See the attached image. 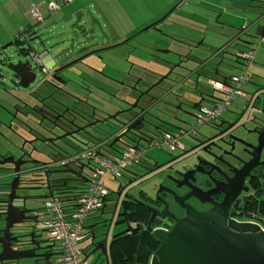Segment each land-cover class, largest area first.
Masks as SVG:
<instances>
[{
	"label": "flooded vegetation",
	"instance_id": "flooded-vegetation-1",
	"mask_svg": "<svg viewBox=\"0 0 264 264\" xmlns=\"http://www.w3.org/2000/svg\"><path fill=\"white\" fill-rule=\"evenodd\" d=\"M237 4L241 8L236 19L241 22L251 8L264 12V0ZM118 5V10L112 8L114 14L129 12L124 4ZM173 8L165 9L114 42L108 36L110 42H104L108 50L99 52L101 60L83 56L87 52L83 51L72 53L54 66L48 90L38 94L32 103L39 112V106H49L45 111L47 119L42 120L43 129L37 124V113L26 118L0 104L8 111L0 115V264H62L59 244L45 240L44 229L37 228L43 195L65 193L66 186L78 182V177L67 170L75 168L68 165L66 157L86 143L90 146L94 138L107 137L101 150L119 154L124 146L136 142V134L149 140L166 134L181 136L179 146L164 151L162 158L147 156L148 159L145 155L134 173L127 170L136 165L126 168L115 179L116 188H107L85 238L90 243L84 256L93 258L95 264H106L101 248H97L105 244L107 262L112 264L110 246L114 236L108 237V232L123 215L130 234L152 233L157 227L168 231L176 218L185 216L186 208L205 212L228 201L227 219L258 223L262 218L264 79L258 82L256 92L253 87L251 93L247 92L242 85L229 99L212 89V81L217 80L214 77L236 75L235 71H227L238 66L240 72L247 70L244 84L253 80L249 66L254 55L249 63L243 57L250 49L255 54L251 46L254 36H248L252 33L250 21L246 19L244 27L226 31L224 44L207 49V26H201L198 37L194 33L172 34V25L182 23L180 16L190 11L185 8L175 14L177 8ZM101 10L103 14L112 12ZM215 14L228 23L221 19V11ZM100 23L108 35L111 24L107 18L106 24L102 19ZM129 46V50H123ZM229 50L233 54H228ZM224 59L230 63L221 66ZM263 69L261 64L262 78ZM252 93L256 98L250 97ZM202 105L209 118L200 116ZM225 111L229 114L222 113ZM189 118L193 120L187 123L188 127L177 125ZM22 123L37 128V133L17 137L14 132L22 128ZM59 160L63 163H57ZM136 183L141 189L134 193L132 187ZM134 197L136 202L132 201Z\"/></svg>",
	"mask_w": 264,
	"mask_h": 264
},
{
	"label": "water",
	"instance_id": "water-1",
	"mask_svg": "<svg viewBox=\"0 0 264 264\" xmlns=\"http://www.w3.org/2000/svg\"><path fill=\"white\" fill-rule=\"evenodd\" d=\"M94 11H99L102 14L101 10L96 4V1L88 0L83 4V6L79 8V12L75 13V20L70 24V28H72V31H74L76 34L75 38L73 37L71 39L68 47L69 49H72L77 47L79 43L85 44L79 47L78 50L73 54L76 55L83 51H87L83 56H94L101 60L103 57L99 54V52L108 50L107 48L109 46H105V43L101 42L99 37L101 36L105 40H107L109 37L105 31H103L104 29H102L100 25V19L102 18L100 16L98 17ZM70 19L71 16L68 19L63 20V22H68ZM67 32L63 31L62 33L63 35H66L68 34ZM78 36L81 37V40L76 42V40L79 39ZM119 38L120 37L118 36L117 39ZM37 39H40V37L37 36ZM40 41L42 42V40ZM214 47V42H210L207 46V49ZM257 47L258 46H255V50ZM140 49L143 50L142 48ZM1 53L6 64L3 65L0 63V76L3 74V72L6 73L8 75V81L6 83V81L3 80V83H0V88H2V90L0 89L1 92L6 94L5 102L2 101L0 104L4 107H8L10 110L14 109L16 112L26 118H31L33 114L37 113L40 116V120L37 124L39 128L43 129L45 125L42 124V120L47 119L45 111L49 106H39V108L42 110L39 112L33 107L36 104L32 105V103L37 101L38 94L42 95L48 90L47 83H50V78H54V76H48L47 71H42L44 75L40 78H37L38 74L36 71L39 70V67L42 70L40 64L37 65L36 62L31 63V61L28 59L13 63L6 55V51L2 49ZM28 54L30 57L32 56L31 53ZM175 54L180 55L177 52ZM192 62L196 61L193 60ZM67 66H69V64ZM92 68L93 66L90 67V69ZM107 78L114 80L112 76H108ZM220 78L224 80L227 79L226 76H220ZM251 83L255 87L259 86L258 83H253L252 80ZM12 87L16 92L10 91ZM256 91L257 89L255 88V92ZM65 94L69 95L68 93ZM253 95L254 93H252L250 97H254ZM254 98H256V96ZM4 107L0 106V115L8 113L7 109ZM127 123L125 125H127ZM37 131V128L32 127L27 123H22V128L15 131L14 134L17 137H22L24 134L33 135L37 133ZM136 136L137 140L134 145L139 143L141 139L149 141L148 137H145L143 134H136ZM84 166V164L79 165L78 170L71 168L67 170L71 174L76 175L78 178H82ZM137 166L140 167V163ZM135 170L136 167L127 171L134 173ZM83 180L84 182L87 181V179ZM70 186L71 187L66 186V192L59 193V195L65 196L73 193L76 188L73 187V184ZM51 194L52 192L48 196L50 197ZM46 196L47 195H43L44 198L48 197ZM104 199L105 196L102 198V201ZM132 201L136 202L137 198L134 197ZM229 202L230 201H228L226 204L221 202L218 204V206H215L205 212H198L191 208H186L185 216L182 218H176L174 224L168 231H165L159 227L152 229L151 232L158 240V246L152 252L148 263L264 264V230L255 222H242L235 219H227L228 215L226 209ZM88 227H92V225H88ZM149 229L151 228L149 227ZM42 232L45 240H53L48 235V231L46 229L42 230ZM94 237L95 236L92 233L91 238L93 239ZM97 248H101V254L104 256L106 264H108V251L106 244ZM95 250L92 251V253H94ZM12 257L16 258V256H3V258Z\"/></svg>",
	"mask_w": 264,
	"mask_h": 264
},
{
	"label": "crops",
	"instance_id": "crops-1",
	"mask_svg": "<svg viewBox=\"0 0 264 264\" xmlns=\"http://www.w3.org/2000/svg\"><path fill=\"white\" fill-rule=\"evenodd\" d=\"M52 1L55 0H0V52L2 49L6 51L5 46L10 45L12 42H15L16 35L21 30L25 28H29L30 26L31 28L35 29V31L33 30L32 36L29 38V42L31 40H35L34 42H38L36 40L37 36L39 37L38 29L41 26L50 25L52 23H55V35L59 36V38L61 39L58 47H59V52L63 54L64 57L63 55H60L57 59V57H55L56 55L51 56L50 55L51 52H48L47 49H45L46 50L44 52L45 58L43 59V61L40 60L39 62L38 60L39 58L34 60L37 63V65L40 64V66L42 67L41 71L52 70L54 66H57V64L64 61L72 53H75L79 47L85 45L79 43L77 47L69 49V47H67L65 44L66 43L70 44L71 39L73 37L75 38L76 33L72 31L73 29L70 28V24L75 20V13L79 12V8L83 6V4L86 3L88 0H72L71 2H69L67 6H65L67 4L66 3L63 6H61L59 9H57L55 12H49L48 4ZM109 1L110 0H100L99 4L101 5L102 9H104L105 11L108 7H111V10L113 8L110 4L108 5ZM145 1L149 6L150 4L153 6L154 9L152 10V12L150 13L148 12L147 14H140L137 11H141V10H137L136 11L137 14H134L133 10L134 8H136V5L134 4V2L131 1L129 2L130 9L127 7L126 3H124L126 9L129 10L127 16H125L124 19L126 23H121L120 21H118V19H115V21L112 22L110 21V19L107 18L108 23L111 24V30L107 36H109L113 42L118 40L117 39L118 36L123 37L124 35L132 32L137 26L156 18L162 11L167 9L177 0H145ZM198 1L199 3H195L193 4L194 6L188 8V10H190L189 12H187L188 15L180 16L183 18L181 20L183 21L182 23H175L172 25L173 35L176 34L175 36H180L187 33H194L196 37H198L199 35L198 30L201 28V26L204 27L207 26L208 33L206 35V38L208 39V37H211L213 34H215V36L209 41L210 42L214 41L216 46L224 44L223 42L224 37L226 36V33L228 34V32L226 31L233 30L235 28L228 25L227 23H223L222 20H220V18H217L218 15L215 16L216 15L215 13L221 11V14L223 15L221 19H224L223 21H225V17H228L230 19L227 22L234 23L235 25L241 27H244V24L246 23V19L249 16H251V19H249L250 22H248L249 23L248 27H250V31H252V33L251 32L248 33V36H254L252 37L253 41L256 42V45L258 47L260 46L261 42L264 41V24L263 26L261 24V22L263 21L264 12H260L255 8L254 9L246 8L247 10L249 9L247 12V14L249 15L245 17V21L241 22L239 21V19H236V16L239 15V11L241 8L240 5L237 4V1L232 7L233 9L227 7H221L219 0H198ZM118 4L119 1L117 0V7L116 9L115 8L113 9L118 10L120 6ZM33 7L39 9L42 12L43 19L41 21H39V19H36L35 17L32 16L30 10H32ZM175 14H177V12ZM70 16L71 19L68 22H63V20L68 19ZM215 17L217 18V21H215ZM219 21H221L222 23H220ZM254 26H256V29L251 30V27ZM63 31L64 32L69 31V32H67L68 34L63 35L62 33ZM111 32L113 35L111 34ZM240 32L243 33V31ZM211 33L212 35L210 36ZM78 37L79 39H77L76 42L81 40L80 39L81 37L80 36ZM107 41L110 42V40L108 39ZM173 47H175V45H173ZM26 52H29L32 54V56H34L36 54L41 55L43 51L36 53L33 49L29 47V49ZM36 72L38 73V70ZM0 89L2 90V88ZM1 90H0V96H1ZM78 166H73V167L78 170ZM80 180L84 181L81 177ZM87 225L90 224L87 223ZM262 228L264 229V226H262Z\"/></svg>",
	"mask_w": 264,
	"mask_h": 264
},
{
	"label": "built area",
	"instance_id": "built-area-1",
	"mask_svg": "<svg viewBox=\"0 0 264 264\" xmlns=\"http://www.w3.org/2000/svg\"><path fill=\"white\" fill-rule=\"evenodd\" d=\"M63 1L69 3L72 0ZM59 8L60 6L55 1L48 4L49 12H55ZM30 12L36 19H43L37 8L33 7ZM18 36L22 38L21 34ZM253 55L254 50H248L243 54L244 61L251 62ZM247 76L245 69L240 74L230 76L225 80L219 78L212 81V89L224 94L226 99H229L239 92V88L245 83ZM223 103L226 104V101ZM198 112L200 116L209 118L208 110L203 105L199 107ZM180 137L179 133L166 134L154 137L149 141V144L152 147L166 146L169 150H173L179 146ZM102 144L99 141L97 144L87 146L88 148L76 150L71 156L66 157L68 165L78 166L86 162L93 167L91 176L82 171V179H87V181L82 187H78L77 193L65 196L55 193L45 199L43 203L44 211L49 214V217L39 220L37 228L46 229L48 235L59 244L62 252L60 257L62 264H92L85 258V250L78 247V244L89 235L88 218L93 213H98L102 206V198L107 191L103 176L110 173L114 178L119 177L116 175H121L125 167L139 163L147 150V147L136 144L134 147L125 146L121 153L113 154L109 150H101ZM58 163H63V161L59 160Z\"/></svg>",
	"mask_w": 264,
	"mask_h": 264
},
{
	"label": "rangeland",
	"instance_id": "rangeland-1",
	"mask_svg": "<svg viewBox=\"0 0 264 264\" xmlns=\"http://www.w3.org/2000/svg\"><path fill=\"white\" fill-rule=\"evenodd\" d=\"M120 3L124 4L126 3L127 7L130 9V3L129 2H134V4L136 5V8H134L133 10V13L134 14H137V10H141L139 13L140 14H147L148 12H152V10L154 9L153 6L150 4V6L147 4V2L145 0H118ZM182 1V0H181ZM180 0H177L175 1L171 6H169L167 9H171V8H177V13H181V10L185 9V8H189L191 6H194L193 4L195 3H199L198 0H184L181 2ZM186 1V2H185ZM236 1H245L247 2L248 0H219V3L221 4V7H227V8H232L234 6V4L236 3ZM55 2L57 3L58 6H63L64 4V1L63 0H55ZM97 2L100 3V0H97ZM113 8L116 9L117 7V0H110L108 2ZM69 3H67L65 6H67ZM64 6V7H65ZM173 8V9H174ZM111 9V8H110ZM38 11L42 14V12L38 9ZM95 14H97L98 16H100L102 18V21L106 24V18L110 19V21H115V19H118V21L121 22V19H120V16L117 15V14H114L113 12L111 11H108V12H104V14H101L100 12L98 11H94ZM249 14H246V16H248ZM33 16V15H32ZM223 15H221L220 17H222ZM174 16L172 17V20H173ZM230 18L228 17H225V20L226 21H229ZM251 19V16H249L247 18V20ZM41 21V20H39ZM221 22V21H219ZM228 25L232 26L233 28H238L237 25H235L234 23H231V22H228L227 23ZM106 28L109 29V27H107V25H105ZM256 29V26L254 27H251V30H254ZM110 30V29H109ZM210 30V28H209ZM38 32H39V37L40 39H36L38 42H34L35 40H32V42L30 41L29 42V45H30V48L33 49L36 53L37 52H40L41 50L44 49V51H46L45 49H47L48 52H51V56H54L56 55L55 57H58L60 55H63L59 52V42H60V38L59 36H56L55 35V23H52L50 25H45V26H41L39 29H38ZM212 35V33L210 34V36ZM215 36V34H213L211 37H208V40H211L213 37ZM65 38V37H64ZM100 40L102 42H106L107 40H105L103 37H99ZM40 40H42V42H40ZM214 42V41H212ZM15 42H12L10 45H6L5 46V49H6V55L8 56V58H10V60L13 62V63H16L17 61H24V59H28L29 61H31V63H34L35 61L33 59H31V57L29 56V52H26L25 48L28 47V44L27 43H18L17 45L14 44ZM215 44V42H214ZM67 47L69 46L68 43L65 44ZM64 45V46H65ZM173 45V44H172ZM182 47L181 45H177V47ZM251 46H253V48H255L256 46V42L253 41V43L251 44ZM215 47H216V44H215ZM56 50V51H55ZM21 52V53H19ZM228 54H233V52L231 50L228 51ZM208 56V55H207ZM206 56V57H207ZM42 57V58H41ZM64 57V55H63ZM45 58V55L44 54H41L39 56V62L40 60L43 61V59ZM58 61V60H56ZM0 63L5 65V59L2 58V56L0 57ZM194 63V62H192ZM230 63L229 60H223L222 63H221V66L222 65H228ZM264 63V41L261 42L260 46L256 48L255 50V54H254V58H253V62L250 64L249 66V71H250V74H252V78H253V83H258L260 80H263L262 76H261V70H260V66L261 64ZM195 64V63H194ZM207 67V66H205ZM241 66H238V68H233L231 69L230 71H227V72H231V71H235V73H238L240 74L241 72L239 71V68ZM206 69V68H204ZM47 72H51V70H45ZM264 71V69H263ZM37 78H40L41 76L44 75V73L41 71L40 67H39V70H38V73H37ZM219 76H216L214 77V79H218ZM209 85V84H207ZM243 89L247 92H252L250 91V89L253 87L255 88V86L249 82V83H246V84H243ZM6 100V94L4 92H1V96H0V103L2 101L5 102ZM233 108V107H231ZM223 114H229V112L225 111V112H222ZM193 119L192 118H189L187 120H184V121H181V122H178L177 125L178 126H181V127H188V124L189 122H191ZM99 140L101 141V143H105L108 141V138L107 137H104V138H99ZM182 141L185 142V137L182 138ZM92 143V142H91ZM140 145H143L144 147H147V150H146V153L142 156L145 157L146 155V158H148L147 156H150L151 158L153 157H156V158H162L164 155H165V152L164 151H171L169 150L168 147L166 146H161V147H152L150 146L149 144V141H145V140H142L139 142ZM133 144H129L127 145L128 147H134ZM84 148H88L87 147V143L83 145ZM101 147H103V144L101 145ZM72 150L68 151V152H71ZM141 158V159H142ZM149 159V158H148ZM58 163V162H57ZM62 164V163H60ZM83 164L85 165L84 167V170L83 172L89 176H91L93 174V167L91 165H89L88 163L86 162H83ZM70 167H73V165H69ZM134 165H131L129 166L128 168H131L133 167ZM134 167H137L134 166ZM109 172V170H108ZM116 176H119L121 177V175H116ZM115 179H118V177L116 178H113V176L110 174V173H106L104 176H103V181L105 183V187L108 188V189H115L116 188V184H117V180ZM148 183H150L151 185L153 184V182L151 180H148L147 181ZM141 189L139 183H136L133 185L132 187V191L134 193H137L138 190ZM97 214V212L93 213L92 216H90L88 219V222L87 223H90V221L94 220L95 218V215ZM49 217V214L46 213L44 210L42 212V214L40 215L39 219L40 220H45ZM259 222L261 223L262 226H264V214L262 215V218L259 220ZM128 228V223L125 221V219L123 218H120L118 220H116L110 231L108 232V237H113L115 234H120L119 232H121L122 230L124 229H127ZM99 230V229H98ZM97 235L100 233L99 231H97ZM89 243L90 241L88 239L86 240H83L82 242H80L78 244V247H80L81 249H84L85 251L88 250V246H89ZM88 260L90 262H92L93 264L94 263V259L93 258H88ZM149 262V261H148ZM96 264H101L99 261L96 263Z\"/></svg>",
	"mask_w": 264,
	"mask_h": 264
},
{
	"label": "trees",
	"instance_id": "trees-1",
	"mask_svg": "<svg viewBox=\"0 0 264 264\" xmlns=\"http://www.w3.org/2000/svg\"><path fill=\"white\" fill-rule=\"evenodd\" d=\"M95 1H96L97 6L101 10L102 9L101 5L99 4V2H97V0H95ZM108 5H109V3H108ZM110 8L111 7H108L106 10H108ZM101 12L103 14L102 10H101ZM137 12L139 13L140 11H137ZM125 16H127V14H125V13L120 14L121 23H126L124 20ZM33 30L35 31V29L31 28V26L29 28H25V29L21 30L16 35L14 44L17 45L18 43H27L28 47L25 48V50L27 51L30 47L29 46V38L32 36ZM20 34L22 35V38H19L18 35H20ZM125 49L129 50L130 46L127 48H124L123 50H125ZM41 51H44V50H41ZM19 53H21V52H19ZM1 56H2V53L0 52V57ZM0 70H1V67H0ZM47 74H48V76H50L49 72ZM3 80H5L6 82L8 81V75L4 72L0 76V83H3ZM12 92H16L13 89V87H12ZM98 141H99V139H95V138L93 140H91L92 144H97ZM80 148L83 149L84 147L81 146ZM129 166H131V165H129ZM129 166L125 167L121 174H123L125 169L128 168ZM70 185L68 187H71ZM78 185H79V188L82 187V185H84L83 181H81L80 178H78V182L76 181L73 183V187L76 188V190L73 192V194L77 193ZM122 217H125V216L123 215ZM126 231H127V229L119 232L120 234L114 235V239H113L112 244L110 246V255H111V259H112V264H149L148 259L150 257V254H152V252L158 246V240L156 239V237L153 236L152 233L139 234V233L135 232L133 234H130V233H128L129 231L128 232H126Z\"/></svg>",
	"mask_w": 264,
	"mask_h": 264
},
{
	"label": "clouds",
	"instance_id": "clouds-1",
	"mask_svg": "<svg viewBox=\"0 0 264 264\" xmlns=\"http://www.w3.org/2000/svg\"><path fill=\"white\" fill-rule=\"evenodd\" d=\"M218 79H219V78H218ZM180 138H181V137H180ZM150 140H152V139H150ZM150 140H149V141H150ZM136 144H140V143H136ZM136 144H135V145H136ZM133 146H134V145H133ZM80 149H81V148H79L78 150H80ZM78 150H77V151H78ZM75 151H76V150H75ZM75 151H74V152H75ZM74 152H73V153H74ZM145 153H146V152H145ZM145 153H144V154H145ZM144 154H143V155H144ZM141 158H142V157H141ZM140 161H141V159H140ZM140 161H139V163H140ZM139 163H138V164H139ZM138 164H135V165H138ZM124 172H125V171H124ZM121 175H122V174H121ZM83 183L85 184L84 181H83ZM78 187H79V185H78ZM106 189H107V188H106ZM55 193H56V192H55ZM47 198H48V197H47ZM47 198H45V199H47ZM44 201H45V200H44ZM44 201H43V203H44ZM43 210H44V208H43ZM255 223H257V222H255ZM257 224L260 225V227L262 228V225H261V223H260L259 221H258ZM41 229H43V228H41ZM262 229H263V228H262ZM263 230H264V229H263ZM85 256H86V255H85ZM86 258H87V256H86Z\"/></svg>",
	"mask_w": 264,
	"mask_h": 264
}]
</instances>
